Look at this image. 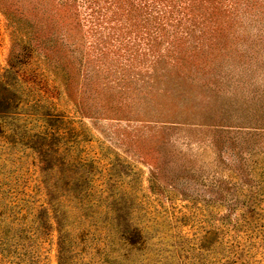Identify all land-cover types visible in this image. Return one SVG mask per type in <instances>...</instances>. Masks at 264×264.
<instances>
[{"label": "rangeland", "instance_id": "rangeland-1", "mask_svg": "<svg viewBox=\"0 0 264 264\" xmlns=\"http://www.w3.org/2000/svg\"><path fill=\"white\" fill-rule=\"evenodd\" d=\"M9 1L75 68L0 5V264H264V0Z\"/></svg>", "mask_w": 264, "mask_h": 264}, {"label": "trees", "instance_id": "trees-1", "mask_svg": "<svg viewBox=\"0 0 264 264\" xmlns=\"http://www.w3.org/2000/svg\"><path fill=\"white\" fill-rule=\"evenodd\" d=\"M67 3L72 2L70 0H67ZM210 3L213 4V6L209 5L208 7L212 9L210 14L212 17H215L216 10L217 12H219L221 9V2L217 4L209 2V4ZM0 5L6 6V8L9 10L8 14L11 15V22L14 26L15 36L17 40H21V43L23 44L21 49H18L17 46L20 45V43L17 42L14 44L13 56L16 55L15 57L18 59L20 57H27L29 55L38 57L40 59L44 58L43 60H45V63L47 65V68L45 70L50 71L55 75H60L63 73L71 75V73L74 72V62L72 63L70 58L73 57V55H67L65 53V51L59 44V37L56 34L55 24L60 22V18L58 16H56V18L51 17L46 7H40L34 9L35 11L33 10L32 13H26L22 11L19 18L18 9L14 8L13 4L9 0H0ZM60 38L63 40L61 33ZM76 60L79 62L78 70L80 67V74L82 59L80 58ZM10 66L12 67V64ZM44 73L45 72L38 74L36 73L34 74V78L32 76L30 79L32 80V82H36V80L33 79H38L37 85H39L41 82V78L44 76ZM207 240L210 242L212 241L208 237ZM132 242L135 243L136 241L134 240Z\"/></svg>", "mask_w": 264, "mask_h": 264}]
</instances>
